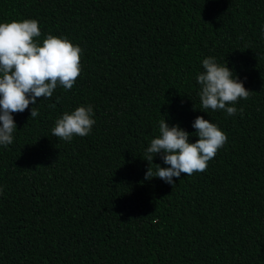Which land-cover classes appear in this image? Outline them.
<instances>
[{"label":"trees","instance_id":"trees-1","mask_svg":"<svg viewBox=\"0 0 264 264\" xmlns=\"http://www.w3.org/2000/svg\"><path fill=\"white\" fill-rule=\"evenodd\" d=\"M27 18L81 47V73L12 114L0 264H264V0H0V22ZM208 56L251 91L234 116L201 108ZM81 105L91 132L52 136ZM197 116L228 137L207 170L146 180L159 121L194 143Z\"/></svg>","mask_w":264,"mask_h":264},{"label":"clouds","instance_id":"clouds-1","mask_svg":"<svg viewBox=\"0 0 264 264\" xmlns=\"http://www.w3.org/2000/svg\"><path fill=\"white\" fill-rule=\"evenodd\" d=\"M39 21L33 18L0 22V145L13 143L17 130L13 113H22L30 104L36 105L37 98H51L57 86L70 90L81 73V53L79 45L67 37L48 33L42 43ZM203 71L197 74L200 85L201 108L222 110L228 116L237 114L236 103L250 97V92L225 64L217 63L215 57L202 60ZM243 114V109H239ZM39 115L35 107L30 117ZM91 105H81L75 110L65 111L55 121L52 136L70 142L73 136H87L95 120ZM192 127V135L198 137L190 142V134L178 125L169 126L165 119L159 121V135L151 139L145 149L148 168L145 179L159 177L174 185L173 178L181 174L191 176L195 172L207 170L208 162L227 142V135L210 120L197 116ZM159 154L165 165L152 161ZM0 194L3 187L0 186Z\"/></svg>","mask_w":264,"mask_h":264}]
</instances>
